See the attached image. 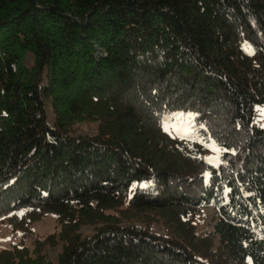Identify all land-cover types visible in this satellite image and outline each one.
<instances>
[{"label": "trees", "instance_id": "1", "mask_svg": "<svg viewBox=\"0 0 264 264\" xmlns=\"http://www.w3.org/2000/svg\"><path fill=\"white\" fill-rule=\"evenodd\" d=\"M261 110L264 0H0V264H264Z\"/></svg>", "mask_w": 264, "mask_h": 264}, {"label": "rangeland", "instance_id": "2", "mask_svg": "<svg viewBox=\"0 0 264 264\" xmlns=\"http://www.w3.org/2000/svg\"><path fill=\"white\" fill-rule=\"evenodd\" d=\"M76 133L82 136H94L97 133L96 123H82L76 128ZM209 158L215 159L214 155H210ZM215 210L213 208H205L201 210L194 218L195 234L200 238H205L212 243L213 254L209 253L210 258L212 255H217L210 259L211 264L216 263L213 258L220 257L222 254L221 247H219V240L213 235V224L215 220ZM56 227V219L52 215H48L41 221L37 222L33 226L34 237L26 240L27 246H32L34 239L40 237L44 238L47 235L54 233ZM22 234L15 233L9 224H0V249H8L21 241ZM208 243V242H207ZM211 252V251H210ZM219 264H221L219 262Z\"/></svg>", "mask_w": 264, "mask_h": 264}, {"label": "snow or ice", "instance_id": "3", "mask_svg": "<svg viewBox=\"0 0 264 264\" xmlns=\"http://www.w3.org/2000/svg\"><path fill=\"white\" fill-rule=\"evenodd\" d=\"M264 112V110H261ZM161 126L163 130L170 135L175 133L176 136H179L182 139L191 138V134L196 131V128L193 125V114L192 113H184V112H173L167 117H164L161 121ZM199 127H204L202 124ZM206 131V129H205ZM207 141H211L209 144ZM205 144V147H211L213 151L216 152H228L229 149H221L215 141L212 140L211 136L207 137V140L201 141ZM234 154V153H233ZM218 159V157H217ZM208 163H213V159L209 158ZM210 175V174H206ZM147 185H142V187H146ZM135 187V185H133ZM264 238V237H262ZM251 264V261H249Z\"/></svg>", "mask_w": 264, "mask_h": 264}]
</instances>
